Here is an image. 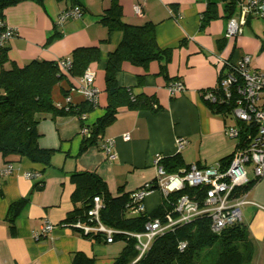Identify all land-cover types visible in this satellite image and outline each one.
<instances>
[{
  "label": "crops",
  "instance_id": "1",
  "mask_svg": "<svg viewBox=\"0 0 264 264\" xmlns=\"http://www.w3.org/2000/svg\"><path fill=\"white\" fill-rule=\"evenodd\" d=\"M114 2L123 22H150L158 48L170 49L168 60L163 56L146 66L123 61L115 74L119 85L130 88L133 94L152 96L157 107L117 108L115 119L101 133V139H113L116 157L112 160L98 143L79 152L82 136L78 117L50 113L41 115L36 126L38 146L55 150L49 165L0 154V168L6 163L13 167L10 174L0 176V264H72L77 254L91 260V264H111L120 254L123 240L107 243L102 236H83L64 223L67 214L80 206L71 199L74 184L70 176L75 172H95L109 193L117 195L132 192L154 179L156 154H178L185 165H210L234 150L235 141L225 134V127L235 121L223 111L216 112L203 100L201 92L213 88L218 81L221 64L216 63V55L235 61L247 54L252 69H264V44L260 41L264 20L249 16L240 34L225 38L228 19L238 15V0L231 17L224 9L226 0H21L3 9L2 19L17 34L3 46L6 51L2 67L8 69L12 63L22 66L31 60L56 62L69 58L74 48L97 46L98 59L86 67L94 73L93 84L98 90L96 106L84 120L86 124L93 123L104 113L107 103V53L121 37L119 30L108 31L99 21ZM209 3H213L217 15L201 26V15ZM74 4L81 8V16L56 24L58 14ZM135 4L141 5L139 14L133 10ZM53 32L59 35L48 41ZM80 77L68 75L52 86L50 94L56 106L66 108L84 100L77 90ZM171 80H179L184 87L175 96H170L166 88ZM124 133L129 135L128 140L122 138ZM177 138L185 140L179 151ZM25 172L39 175L26 178ZM38 182L42 184L37 186ZM251 183L240 207L250 245L245 264H264V174ZM162 196L159 189H153L143 200L144 211L151 213L158 208ZM22 198L25 204L10 227L5 219L9 205ZM44 222L53 224L52 230L34 239L32 231Z\"/></svg>",
  "mask_w": 264,
  "mask_h": 264
},
{
  "label": "trees",
  "instance_id": "2",
  "mask_svg": "<svg viewBox=\"0 0 264 264\" xmlns=\"http://www.w3.org/2000/svg\"><path fill=\"white\" fill-rule=\"evenodd\" d=\"M19 1L21 0H0V18L5 7ZM224 9L227 11V17H231L235 9V0H226ZM216 15L215 6L209 3L201 15V26ZM99 21L108 31L119 30L121 37L106 57L104 91L107 103L104 113L91 124H85L80 120V116L93 110L96 104L83 100L66 108L58 107L52 101L50 92L53 85L68 75H82L88 64L98 59L97 46L74 48L69 57L70 64L67 71H63L57 61L49 60H31L22 66L12 63L10 68L5 69L2 63L5 61L6 48H0V154L2 156L18 155L44 166L49 165L55 150L38 146L39 134L36 130L40 116L46 113L53 116L75 115L79 119L80 127L87 126L89 135L82 136L79 147L81 152L86 147L99 142L104 128L115 119L118 107L125 106L132 110L145 108L154 110L157 107V102L152 96L142 93L133 94L130 88L119 85L115 74L120 70L123 61L146 66L149 61L163 56L168 60L170 49L158 48L154 40L153 25L150 22L141 25L123 22L121 10L115 2L105 10ZM58 35L57 32H53L47 40ZM208 104L216 112L223 111L220 106ZM230 157L231 155L221 159L220 162L227 164ZM160 162L166 172H177L180 168L187 169L189 166L183 164L178 154L162 157ZM70 180L74 184L71 199L73 202H79L80 206H76L67 214L64 223L69 224L83 218L91 206L93 197L99 196L102 202L99 211L101 222L119 231L114 234L113 240L121 239L125 242L122 251L111 264H128L137 255L134 248L135 241L132 237L126 236V233L141 232L144 222L148 219L155 217L163 219L166 212H172V204L179 195L194 192L193 188L188 187L167 196L163 195L161 205L153 212L144 211L132 215L128 210L132 202L130 192L111 195L105 182L95 172L87 170L75 172L70 176ZM40 184L42 182H38L37 186ZM149 184L151 189H156L155 179L149 181ZM251 185L250 182L238 191L244 193ZM25 200L22 198L9 205L5 219L10 227L23 208ZM209 224V218L201 216L156 236L135 264H245L250 247L245 226L236 223L216 234L210 230ZM181 241L186 245L180 251L177 245ZM72 264H91V260L77 254L73 257Z\"/></svg>",
  "mask_w": 264,
  "mask_h": 264
},
{
  "label": "built area",
  "instance_id": "3",
  "mask_svg": "<svg viewBox=\"0 0 264 264\" xmlns=\"http://www.w3.org/2000/svg\"><path fill=\"white\" fill-rule=\"evenodd\" d=\"M239 12L228 19L225 38H232L241 32L246 18L254 16L264 20V0H238ZM135 13L141 12V5H133ZM82 14L81 8L74 4L62 10L56 17L55 23L61 24L70 18H78ZM17 30L8 26L0 18V48L16 36ZM264 44V32L261 37ZM216 63L221 64L218 81L213 88L205 89L201 96L207 103L220 106L235 123L225 127V134L235 141L234 150L227 164L215 162L210 165L189 164L187 169L180 168L177 172H166L161 164L162 156L156 154L153 159L155 167V185L164 196L193 188L194 192L179 195L172 204V212H166L163 219L155 217L144 222L143 230L136 233H126L135 241L134 248L137 255L128 263L135 264L149 248L151 241L164 232L173 230L175 226L191 222L195 218L206 216L209 218V228L218 234L223 228L241 223L240 207L245 203L244 193L238 190L264 174V69H252L249 55L244 54L235 61L215 56ZM63 70L69 69V58L57 60ZM94 73L86 68L80 77L77 90L84 100L96 104L98 90L93 84ZM170 96L183 91V84L179 80H171L166 85ZM84 122L85 114L80 116ZM86 124V123H85ZM81 136H88L86 125L80 127ZM124 140L129 139L127 133L122 134ZM185 140L176 139L178 151L184 146ZM99 147L109 160L116 157L113 149V139H100ZM13 171L11 164L6 163L0 168V176ZM39 174L25 172L26 178H36ZM153 189L149 182L130 192L131 205L128 207L132 215L144 212L143 200ZM239 192V193H238ZM102 202L99 196H94L90 208L83 218L68 224L78 230L83 236H102L107 243L113 241L118 230L106 226L99 218ZM53 228L50 222H44L38 230L32 231L36 240L47 235ZM186 243H178V250H183Z\"/></svg>",
  "mask_w": 264,
  "mask_h": 264
}]
</instances>
